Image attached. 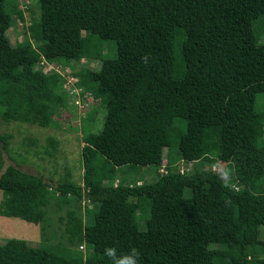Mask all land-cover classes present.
Listing matches in <instances>:
<instances>
[{
    "label": "trees",
    "instance_id": "obj_1",
    "mask_svg": "<svg viewBox=\"0 0 264 264\" xmlns=\"http://www.w3.org/2000/svg\"><path fill=\"white\" fill-rule=\"evenodd\" d=\"M38 1L39 23L13 45L8 31L26 11L0 0V216L40 225L43 239L45 208L55 200L79 207L67 212V246L0 240V264H110L109 246L138 249L140 264H264V111L256 107L264 44L255 29L264 0ZM101 41L115 42L116 57L74 74L103 108L102 128L83 138V185L67 179L54 187L12 157L7 165L13 135L2 122L50 127L71 106L66 78L36 69L42 57L72 67ZM182 161L225 163L234 179L212 169L182 174ZM140 167L156 180L125 176ZM83 243L85 253L72 249Z\"/></svg>",
    "mask_w": 264,
    "mask_h": 264
},
{
    "label": "rangeland",
    "instance_id": "obj_2",
    "mask_svg": "<svg viewBox=\"0 0 264 264\" xmlns=\"http://www.w3.org/2000/svg\"><path fill=\"white\" fill-rule=\"evenodd\" d=\"M19 4L20 10H25V20H17V23L8 31L9 38L13 45L22 42L28 33V28L32 24L40 21V3L38 0H13ZM28 8V11L26 10ZM258 40L264 44V16L255 24ZM32 42L35 40L30 36ZM97 41V39H95ZM35 44V42H34ZM99 48L95 49L90 59L84 58L79 64L61 65L57 68L51 64L44 56L42 63L36 69L44 75H50L57 72L66 78L65 89L70 94V104L66 108L60 109L54 117V122L50 127H41L36 124H28L22 122L3 123L1 130L4 133L12 134L13 138L10 143V152L4 153L6 164H14V160H18L22 170L43 176V178L52 182L54 187L64 180H72L83 185L84 164L82 156V148L84 144V136L90 131L98 132L103 125V108L100 100H95L90 93H85L82 88L77 87V83L81 79L74 75L80 73L83 68L98 70L101 66L103 57L113 59L116 57V44L114 41H101ZM78 102H81L80 104ZM79 104V105H78ZM256 107L260 111H264V93H259L256 101ZM95 110L93 114L91 111ZM97 122L95 125V121ZM102 121V122H101ZM101 124V125H100ZM50 138L58 141L55 148L51 147ZM175 145L176 142H175ZM17 162V163H18ZM191 165V166H190ZM188 165L190 171L212 169L216 173L223 176L229 168L225 163L216 162L208 164L206 161L193 162ZM156 170V167H152ZM133 175H125L132 182H136L139 176L145 175L147 183H153L155 180V172L149 171L146 167L137 168ZM124 171H121L119 178L121 179ZM233 173V172H232ZM231 176L228 182L233 180ZM152 180V181H151ZM118 184V181L115 185ZM3 199V192L0 190V202ZM55 200L49 205L47 217L43 222V239L41 228L38 224L29 223L20 218H8L0 216V240L2 242L7 239L16 238L28 242L32 247H40L42 244H48L51 247L67 246L65 222L67 220V212L77 207V203L61 204ZM73 205H77L73 207ZM82 212L87 207L92 208V204L84 205L81 203ZM79 211V210H78ZM145 214L140 218V228L146 229V220L150 216V204L145 202ZM133 212L138 215L139 212L133 207ZM83 218L88 220L84 213ZM261 240L264 241V228H261ZM84 250L86 251V246ZM260 248V247H258ZM57 249V248H56ZM72 249L81 250V246L72 247Z\"/></svg>",
    "mask_w": 264,
    "mask_h": 264
},
{
    "label": "clouds",
    "instance_id": "obj_3",
    "mask_svg": "<svg viewBox=\"0 0 264 264\" xmlns=\"http://www.w3.org/2000/svg\"><path fill=\"white\" fill-rule=\"evenodd\" d=\"M142 59L145 64H147L149 61V57L147 55H145ZM187 163H188L187 161H182L180 164H178L180 165V170L182 174H186L187 172H189V168L187 167L193 162L189 164ZM166 165H167L166 161H164L163 165L160 168V172L162 174H164V172H162L161 170L164 169ZM230 176H231L230 170H226L221 178L222 180L227 181ZM223 186L226 188H229L230 190L239 191V188L235 184H230V183L225 182ZM83 202L85 206H87V203L92 204V202L88 199H85ZM104 255L109 259L110 264H140L141 254L139 250L136 248H131L127 252H118L116 247L109 246L104 249Z\"/></svg>",
    "mask_w": 264,
    "mask_h": 264
},
{
    "label": "built area",
    "instance_id": "obj_4",
    "mask_svg": "<svg viewBox=\"0 0 264 264\" xmlns=\"http://www.w3.org/2000/svg\"><path fill=\"white\" fill-rule=\"evenodd\" d=\"M78 103L80 104L81 102H78ZM79 104H78V105H79ZM161 171L164 172V173H167V171L165 170V167H164V169H162ZM182 172H183V171H182ZM84 248H85L84 246H81V250H84ZM84 252H85V250H84Z\"/></svg>",
    "mask_w": 264,
    "mask_h": 264
}]
</instances>
